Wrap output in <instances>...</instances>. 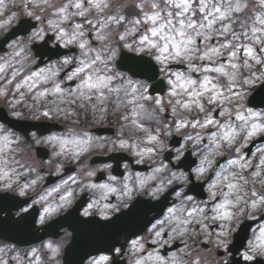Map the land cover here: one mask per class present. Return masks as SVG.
<instances>
[{
    "label": "clouds",
    "instance_id": "clouds-1",
    "mask_svg": "<svg viewBox=\"0 0 264 264\" xmlns=\"http://www.w3.org/2000/svg\"><path fill=\"white\" fill-rule=\"evenodd\" d=\"M260 84L264 0H0V264H264Z\"/></svg>",
    "mask_w": 264,
    "mask_h": 264
},
{
    "label": "flooded vegetation",
    "instance_id": "flooded-vegetation-1",
    "mask_svg": "<svg viewBox=\"0 0 264 264\" xmlns=\"http://www.w3.org/2000/svg\"><path fill=\"white\" fill-rule=\"evenodd\" d=\"M63 77V76H62ZM75 83V81H73V84ZM18 122H22V123H35V124H45V123H56V121H52L50 119H44V120H38V121H31V120H25V121H18ZM27 207V206H25ZM20 211H23V210H20ZM166 248L169 247V246H165ZM98 259V257H97ZM99 264H105V262L101 261L99 262Z\"/></svg>",
    "mask_w": 264,
    "mask_h": 264
},
{
    "label": "rangeland",
    "instance_id": "rangeland-1",
    "mask_svg": "<svg viewBox=\"0 0 264 264\" xmlns=\"http://www.w3.org/2000/svg\"><path fill=\"white\" fill-rule=\"evenodd\" d=\"M215 114H216V111L215 112H213V117L215 118L216 116H215ZM264 150V146H262V147H259L258 149H257V151L256 152H260V151H263Z\"/></svg>",
    "mask_w": 264,
    "mask_h": 264
},
{
    "label": "bare ground",
    "instance_id": "bare-ground-1",
    "mask_svg": "<svg viewBox=\"0 0 264 264\" xmlns=\"http://www.w3.org/2000/svg\"><path fill=\"white\" fill-rule=\"evenodd\" d=\"M210 128H211V127H209V129H210ZM209 129H208V130H209ZM210 131H212V130H210Z\"/></svg>",
    "mask_w": 264,
    "mask_h": 264
}]
</instances>
